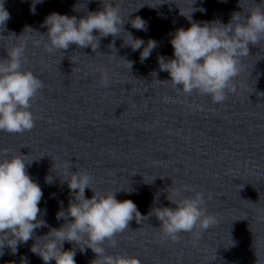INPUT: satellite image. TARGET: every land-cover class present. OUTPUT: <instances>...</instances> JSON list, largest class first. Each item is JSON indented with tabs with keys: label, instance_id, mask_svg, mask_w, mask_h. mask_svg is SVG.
I'll return each instance as SVG.
<instances>
[{
	"label": "water",
	"instance_id": "obj_1",
	"mask_svg": "<svg viewBox=\"0 0 264 264\" xmlns=\"http://www.w3.org/2000/svg\"><path fill=\"white\" fill-rule=\"evenodd\" d=\"M0 264H264V0H0Z\"/></svg>",
	"mask_w": 264,
	"mask_h": 264
}]
</instances>
